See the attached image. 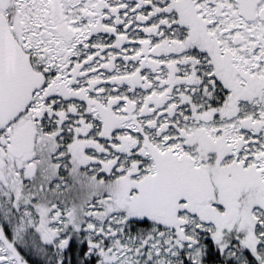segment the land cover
<instances>
[{"label":"snow or ice","instance_id":"snow-or-ice-1","mask_svg":"<svg viewBox=\"0 0 264 264\" xmlns=\"http://www.w3.org/2000/svg\"><path fill=\"white\" fill-rule=\"evenodd\" d=\"M0 264H264V0H0Z\"/></svg>","mask_w":264,"mask_h":264}]
</instances>
